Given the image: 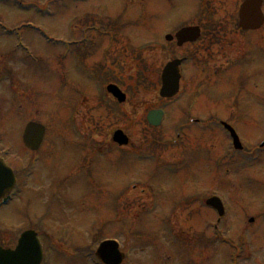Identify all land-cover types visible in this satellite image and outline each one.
<instances>
[{
	"label": "rangeland",
	"instance_id": "1",
	"mask_svg": "<svg viewBox=\"0 0 264 264\" xmlns=\"http://www.w3.org/2000/svg\"><path fill=\"white\" fill-rule=\"evenodd\" d=\"M244 1L0 0V146L14 150L8 168L14 167L15 159L20 163L28 157L20 141L28 123L47 130L34 177L27 187L20 188L9 207L0 210L1 246L10 247L22 232L35 228L50 231L52 237L45 236L43 242L59 247L56 251L63 254L48 248L50 264H94L93 256L84 254H93L98 242L108 238L118 242L120 253L127 252L125 264H264V187L257 184V179L264 178V165H260L264 160L242 163L243 156H237L231 162V172L213 178L204 168L223 145L216 140L215 152L210 155L212 149L207 153L203 142L185 133L176 138V118L183 102L179 99L170 104L158 95L166 63L186 57V52L200 56L206 51L201 43L195 51L176 50L164 37L171 35V42H176L175 33L183 27L209 26L206 18L227 33L235 31ZM114 22L120 25L113 47L117 59L113 82L133 99V107L124 100L110 112L108 106L97 108L98 91L109 83V77L98 76L96 82L88 73L98 65L106 70L114 61L100 59L111 39L97 35L93 39L97 46L101 39L105 41L99 54L91 48L88 57L84 55L87 68L76 71L68 67L64 48L69 37L78 36L75 31L95 30L99 23L108 29ZM261 26L257 35L247 36L253 42L259 43L260 37L263 40L253 54L256 62L243 75L236 68L215 80L202 74L201 67L195 69L196 79L208 81L198 97L204 106L200 114L215 109L211 115L216 119L228 118L241 131L246 150L264 140V21ZM3 27L15 31L25 51L13 49L15 39L3 34ZM161 108H166L162 124L157 128L146 125L147 114ZM116 131H123L131 141L135 160L112 155L111 139ZM86 139L99 149L89 148ZM186 144L189 150L199 144L198 151L203 148L207 155L186 154ZM57 190L63 193L59 195ZM214 194L227 207V217L219 223L204 204ZM250 218L252 223L247 221ZM213 223L217 231L212 230ZM170 225L179 233L170 234ZM218 233L224 241L216 240Z\"/></svg>",
	"mask_w": 264,
	"mask_h": 264
},
{
	"label": "flooded vegetation",
	"instance_id": "2",
	"mask_svg": "<svg viewBox=\"0 0 264 264\" xmlns=\"http://www.w3.org/2000/svg\"><path fill=\"white\" fill-rule=\"evenodd\" d=\"M206 19L207 20L205 23H207L209 26H206L205 23H203V24H205V27H203L201 25L196 26V24H194L193 26H187V27H199L200 38L195 43L186 44L181 48H178L176 46L175 42H168L167 43L168 45H171L173 43V45L176 47V50H182V48H186V49L188 48V49L194 50V51L196 50L197 47H199V45L201 43V45L203 46V48L206 51L202 52L201 53L202 55H200V56L192 54L191 51L188 54H187V52L185 53L186 57L185 58L182 57V59L184 61L180 67V74H181L180 86L182 84V85H184V87H180L179 93H178L177 97L173 100V102H172V100H165V101H167L170 104H174L176 101H178L180 99L181 102H183L180 105V108L183 110H181V112L179 113V115L176 118V120L179 119L176 138L180 139V135L185 133L186 137H190L192 140L195 139L196 142L198 140L203 142L201 144H203V147L207 153L209 152V148H211L212 153H210V155H212L213 152H215L216 140L220 144L223 145L224 148H223V150H221V149L219 150V155L213 160V162H211L209 159L206 162V164L209 167L204 168L206 170V172L208 174H210L211 176H213V178H214L217 174L222 175V173H224V176H226L229 172H231L229 170V168L233 166V163H231V162L234 158H237V156H243L241 160H244V161H246L248 158L249 159L256 158V163L264 160V140H262L261 144H259L257 147L254 145L255 147L250 148L249 150H246V148H248V146L246 144H245L246 148L243 145V147L245 148L244 152H243V150L242 151H232L233 149H231V146H230V142H231L230 134L223 127V124L226 123V124L232 126L235 129L236 133L239 135V138L241 139V141H243V138L241 137V134H240L241 131L239 132V129L237 128V126L234 123H230L228 121V118L227 119H221V118L216 119L214 116L215 115L214 113L217 112V110L214 109L215 106H213L214 108L212 107L214 109L213 113L211 111L209 112V110L206 112L208 114V116H205L207 114H200V112L203 110L204 106L198 102V99H199L198 97L201 95L202 92H205L206 87L208 85V81L204 80V82H201V80L196 79L195 74L197 72L195 71V69L198 70V68L201 67L202 68L201 69L202 74H204V75L206 74L208 77L213 78L215 80L217 78H221L223 72H226L227 70L228 71L233 70L236 68H238L241 75H243L244 72L247 70V68L251 67V65L256 62V57H254L253 54L255 51H258L262 47V41L261 40H263V37H260V39L257 38L259 40V43H257L256 41L253 42L251 40V38L249 37L251 40V42H250L249 38L247 36L248 35L254 36V34L257 35L260 31H262L261 29L263 27L260 30L255 31V32H243V31L239 30V28L237 26V28H234L235 31L230 32V29H229V31H228L229 33H227L224 29H222L219 25H217L213 20H212V24H211L210 22H208L209 19L208 18H206ZM97 23H98V21H96V24ZM114 23L116 26L114 25ZM114 23H113L112 27H110L108 29H107L106 25L99 23V25H97V28H96V30L99 28V30H98L99 33L92 30V28H87L86 30L80 31V32L75 31V32H78V36H77V34L76 35L74 34L73 36L68 38L69 43L70 44L73 43L74 46H69L67 49V52H66V61H67L69 68L73 67L74 71L78 70L79 68H87L86 66L85 67L83 66L84 62L86 60L84 55L86 54V56L88 57L87 54H89V50H91V48H92L93 53L98 50V54H99V49H100L101 45L105 42V41H101L102 40L101 39L100 40L101 42L98 41V46H97V41H95L93 39H95L97 35H98L97 37H99V38L106 37V38L111 39L110 42H108V41L106 42V44H108V45L105 46L104 49H102V52L100 54V59L101 60L112 59L114 61H112L111 65H109L106 70H104L103 68H101V66L98 65L96 68V71L91 70L92 72L90 71L91 73H88L89 76L91 77V79L92 80L95 79L96 82L98 80L97 79L98 76L104 77L106 74L109 77V83L108 84L106 83L105 88L103 89V87H102V90L100 92L98 91L97 96L100 97L99 98L100 104H99V106H97V108L102 110L105 108V106H108V110L110 112H113L114 110H116V108H118L120 106V104L117 102V100H115L111 95L107 94V92H106L107 86L115 85L114 84L115 82H113V80L116 77V71H117V59L116 60L114 59V53L115 52L113 50V47H114L115 42L117 41V39L119 37V33L116 34L115 31L118 29V26L120 24H119V22H118V24H116L117 22H114ZM104 30H106V31H104ZM232 32L234 34L231 35ZM114 34L116 35V37ZM112 36H113V38H112ZM234 37L236 38V40H231ZM82 42H83V44H82ZM149 43H148V45H149V47H151V45ZM246 49H249L248 57H246V52H243ZM169 51L173 52V50H169ZM200 51H201V48H200ZM242 52H243V54H242ZM223 53L224 54L231 53L235 56H231V57L219 56L220 54H223ZM238 53H239V55L237 56ZM134 57L136 59V56H134ZM223 63L225 64V66L223 68H221ZM203 66H204V68H203ZM242 67H245L246 69H243ZM221 70H223V71L220 72ZM83 73H85V72H83ZM83 73H81V75ZM228 79L230 81H232L233 78L228 76ZM246 80H247V77L243 78L240 81V83L242 81L244 82ZM145 92H147V91H145ZM131 99L130 98L128 99V95L125 94V102H126V100H128L126 105H128V104L132 105L131 103L133 102V99H132V101H130ZM208 99H209V97H206V100H208ZM203 101H205L204 97H203ZM233 101H235V99ZM236 105L238 106L237 107V109H238L240 106H239V104H236ZM232 106H235V102ZM132 107H133V105H132ZM165 109L166 108L162 109L164 111V116L166 115ZM237 109H231V111L237 110ZM211 114H214V115H211ZM199 115H201V117H198ZM145 123H146V125H148L147 119H146ZM257 128L260 129L259 126H252L251 129H257ZM122 133H123V131H122ZM209 135H213V136L215 135V137H213V136L209 137ZM262 136H264V131L261 130V137ZM20 140H21V138H20ZM46 140H47V130L45 131V135L43 137L42 144H41V146L37 152H31L22 145L23 149L27 152L28 157L25 159H22L20 163L18 162V159H15L14 167L11 168L14 172L17 188L18 187H23V188L27 187L26 183L30 182L31 179L34 177L33 172H34L37 164H39L41 162L40 157L38 155V152L41 151V149H43V147L46 144ZM208 141L210 142V144H209V146L206 145L208 147V149H206L204 142L207 143ZM258 141H260V139ZM85 143L87 144V146L89 148H91L93 150L98 148V146H95L94 144L90 145L87 142V139H86ZM111 143H112L111 144L112 150L114 151V153L112 154L113 156H115L117 158L119 156L120 157L126 156L127 159H129V160H135L134 159L135 155L133 153H130L132 150V145H131L130 140H129L128 144L124 147L117 146V144L113 143L112 139H111ZM198 145L193 147V144H189V147H191V148L193 147V150H189V148L187 149L188 146L186 144V146L184 147L185 150H188V152L186 154H192V155H196V156L205 155L206 152L203 150V148L201 151H198L199 150L198 147H200V145L199 146ZM4 147H6V146H3L2 148H4ZM10 150L14 152L12 147ZM120 150H122V151L126 150L128 152H127V154L124 155V154L120 153ZM181 151H184V150H181ZM0 152H1V149H0ZM207 153H206V155H207ZM182 156H183V154H182ZM206 157H208V156H206ZM208 158H210V157H208ZM228 162H229V165H227ZM7 164L9 165V161H7ZM260 165L263 166L264 161ZM225 166L227 168H224V171H222V168ZM214 173H215V175H214ZM64 180H62V181H64ZM257 184L260 188L264 187V178L257 179ZM28 185H30V184H28ZM56 192L59 195L63 193L60 190H57ZM212 196L213 195H211V197ZM58 203H60V205H63V201L62 202L59 201ZM0 209H3V207H1ZM166 225H168L167 222H166ZM169 228H170V234L174 233V231L177 230L176 226L174 228H172V226L170 225ZM32 231H34L35 234L37 235V239L39 240L41 247H42L43 259H42L41 264H43L44 258L46 259L44 264H47V262H48V264L51 263V257L48 254V251L51 249H48V248H52L53 250H51V251L57 253L59 256L63 255L61 252L58 253L56 251V250H60L59 247L56 246V249H55V247L54 248L52 247L54 245L48 246V245H46V243L43 242V239H45L44 238L45 236L48 239H50L52 237L50 231H47L46 233H44V232H42V230H36L35 228H33ZM178 231H179V229H178ZM178 231L177 232L175 231V232L179 233ZM218 235H220V234H215V238H219L220 240H224L221 235H220L221 238L217 237ZM17 240H16V242H17ZM15 244L11 245L8 248H4L3 246L2 247L4 249H13L15 247Z\"/></svg>",
	"mask_w": 264,
	"mask_h": 264
},
{
	"label": "water",
	"instance_id": "3",
	"mask_svg": "<svg viewBox=\"0 0 264 264\" xmlns=\"http://www.w3.org/2000/svg\"><path fill=\"white\" fill-rule=\"evenodd\" d=\"M261 1L260 0H245L239 9V26L243 30H255L263 23L261 15ZM178 45L181 46L187 41H194L198 37V29H184L176 35ZM179 62L173 61L169 63L163 70L161 76L160 96L162 98H172L177 94L179 88ZM107 91L111 93L119 102L124 101V96L120 91L114 87L109 86ZM147 121L152 126H159V113L151 112L147 117ZM44 129L36 124H28L23 135V142L26 146L33 148L39 141H41ZM235 139V135L233 134ZM114 141L120 145L125 144L126 140L117 133ZM37 142V143H36ZM0 192L9 185V177L7 170L0 166ZM208 205L217 207L215 200H210ZM252 222V220H250ZM115 250L110 243L102 244L97 251V258L103 260L105 258L106 250ZM41 258L40 247L33 234L25 233L15 249V251H5L0 248V264H39Z\"/></svg>",
	"mask_w": 264,
	"mask_h": 264
}]
</instances>
